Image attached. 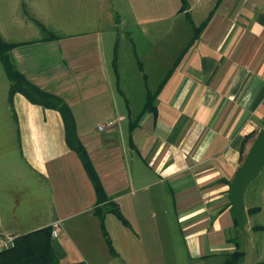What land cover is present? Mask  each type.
Returning <instances> with one entry per match:
<instances>
[{"label": "crops", "instance_id": "obj_1", "mask_svg": "<svg viewBox=\"0 0 264 264\" xmlns=\"http://www.w3.org/2000/svg\"><path fill=\"white\" fill-rule=\"evenodd\" d=\"M183 3L177 14L188 19L192 34L178 51L170 56L176 48L168 41L149 49L147 43L149 60L136 54L126 70L131 61L119 62L98 11L86 20L91 29L36 37L38 29L6 16L0 32L13 44L17 71L70 108L107 197L105 211L115 205L121 219L112 212L97 215L95 190L66 145L60 114L18 93L9 103L10 83L1 81L0 106L13 114L16 140L0 157V234L50 228L59 264H104L156 232V213V227L174 216L193 260L222 264L234 251L229 183L264 129V0ZM29 9L36 28L52 26L38 21L33 3ZM72 16L76 24L79 14ZM131 30L121 34L131 39ZM108 121L115 126L99 132ZM249 192L253 200L257 191ZM260 193L264 197L263 188ZM246 207L258 209L253 216L261 211Z\"/></svg>", "mask_w": 264, "mask_h": 264}, {"label": "rangeland", "instance_id": "obj_2", "mask_svg": "<svg viewBox=\"0 0 264 264\" xmlns=\"http://www.w3.org/2000/svg\"><path fill=\"white\" fill-rule=\"evenodd\" d=\"M184 0H0V29L1 24L7 21L8 16L11 21L21 22L23 28L31 26L38 32L34 34L36 36L48 35L49 31L55 33H61L62 31H69L75 29H91L92 27L86 23V20L92 18L93 14H103L104 34L109 37L112 35L113 44L118 49L119 62L124 65L127 63V68L133 66L135 63V57L145 56L147 57L148 50L145 52L144 47L152 44L153 47L160 46L162 43L169 42L170 46L176 48L175 51L170 50V56L176 53L181 47V43L185 41L192 34V27L184 17V15L177 14ZM33 3L35 6V14L38 21L47 20L46 31H41L34 25L33 20L34 13L29 9V5ZM96 11V12H95ZM6 14V15H5ZM72 14H79V18L74 24V17ZM81 14H84L82 17ZM120 18L119 22H115ZM197 17V16H195ZM36 19V20H37ZM111 23L113 27L111 28ZM45 24V23H44ZM131 25V26H130ZM129 26V27H128ZM132 27L131 39L125 34H121V31L128 30ZM49 28V29H48ZM149 30L152 35L145 36L141 33L142 30ZM169 29L167 36L165 31ZM163 30V32H162ZM2 31V29H1ZM164 34L163 40L162 35ZM0 36L4 41H9L7 36ZM30 35L24 34V38ZM138 45L139 51H131L133 44ZM142 50L143 52H141ZM137 54V55H136ZM136 55V56H135ZM137 56V57H138ZM139 58V57H138ZM151 63V61H149ZM122 69L123 66H122ZM133 69V68H132ZM0 82L2 81L7 86L9 85L8 78L0 63ZM4 107H6L4 105ZM13 114L10 111L3 110V106H0V157L7 156L9 149L14 146L16 140L15 131H10ZM11 146V147H10ZM264 189V170L260 175L249 185L245 194L246 206L252 205L254 207H260L261 211L255 216H249V224L247 227L249 238V252L245 249L242 239L237 232V228L234 230L233 240L239 243L240 249L246 251V256L241 264H264V197L262 193ZM255 189L257 193H254V199L249 197V191ZM246 209H249L246 207ZM173 215V212H171ZM156 213L154 215L153 223L155 225L154 232L146 241L136 243L131 246H124L121 258H108L104 260V264H213L212 260H193L188 253V243L184 237L186 232L182 231L181 225L170 216L167 225L164 227L157 226ZM163 229V233H161ZM146 238H144L145 240ZM139 254H138V251Z\"/></svg>", "mask_w": 264, "mask_h": 264}, {"label": "trees", "instance_id": "obj_3", "mask_svg": "<svg viewBox=\"0 0 264 264\" xmlns=\"http://www.w3.org/2000/svg\"><path fill=\"white\" fill-rule=\"evenodd\" d=\"M12 46V43L4 41L0 36V61L10 83L9 103H11L12 96L18 93L24 96L31 104L55 110L60 114L65 130L66 145L79 157L95 190L98 204L96 209L97 215L102 218L105 212H112L121 219L115 205H113V209L105 211L107 197L103 192L85 149L78 140L75 121L70 108L60 98L41 92L26 81L15 67L13 58L10 54ZM132 127H134V125H131V128ZM244 157L245 155L241 156V163ZM257 212L258 209H247L248 216H253ZM51 231L50 228H45L24 236L16 237L15 246L12 249L0 253V264H59L51 248ZM237 237L241 239L240 236ZM233 242L235 249L232 253L225 255L222 264H241L244 261L246 251L240 249L237 241Z\"/></svg>", "mask_w": 264, "mask_h": 264}, {"label": "water", "instance_id": "obj_4", "mask_svg": "<svg viewBox=\"0 0 264 264\" xmlns=\"http://www.w3.org/2000/svg\"><path fill=\"white\" fill-rule=\"evenodd\" d=\"M264 169V129H259L255 139L248 149L243 162L229 183V203L234 215L237 232L239 233L245 249L249 252V238L247 227L249 216L247 214L245 194L249 185L260 175Z\"/></svg>", "mask_w": 264, "mask_h": 264}, {"label": "built area", "instance_id": "obj_5", "mask_svg": "<svg viewBox=\"0 0 264 264\" xmlns=\"http://www.w3.org/2000/svg\"><path fill=\"white\" fill-rule=\"evenodd\" d=\"M115 126V121H108L104 124H101L98 126V131L99 132H104L112 127ZM57 230L55 229L52 232V235L54 237L57 236ZM16 243V236L13 235H2L0 234V253L5 252L9 249H12L15 246Z\"/></svg>", "mask_w": 264, "mask_h": 264}]
</instances>
